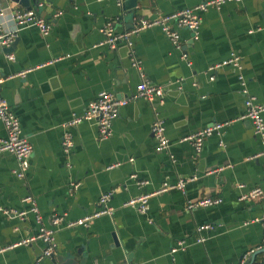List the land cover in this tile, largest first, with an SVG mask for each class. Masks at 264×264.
<instances>
[{
    "label": "crops",
    "instance_id": "crops-1",
    "mask_svg": "<svg viewBox=\"0 0 264 264\" xmlns=\"http://www.w3.org/2000/svg\"><path fill=\"white\" fill-rule=\"evenodd\" d=\"M207 1L138 0L132 18L118 0H29L31 11L53 28L49 36L24 28L8 53L0 50V94L34 148L24 178L17 176V158L0 154V264H37L47 248L32 240L41 228L54 230L56 250L40 264H240L245 257L247 264L250 253L264 249V225L257 221L264 198L241 200L255 188L264 190L263 141L243 119L244 89L264 105V0L210 6L197 33L179 31L180 50L160 27L135 34L144 77L126 43L104 44L109 23L117 33L127 32L143 19ZM0 6L7 10L0 15V33L15 28L11 12L28 11L11 0H0ZM234 56L240 69L209 71ZM143 78L164 87L163 102L132 99L107 139L93 122L67 126L102 92L133 98ZM159 119L170 142L165 152L156 150L153 124ZM218 124L227 125L205 139L201 153L185 141ZM66 135L74 144L70 153L64 151ZM6 136L0 121V141ZM181 179L191 180L185 190L157 194ZM107 193L113 215L86 227L54 229L56 216L81 219L100 209ZM144 195L151 196L146 214L123 206ZM208 197L222 202L188 208ZM207 224L215 228L199 232Z\"/></svg>",
    "mask_w": 264,
    "mask_h": 264
},
{
    "label": "built area",
    "instance_id": "built-area-1",
    "mask_svg": "<svg viewBox=\"0 0 264 264\" xmlns=\"http://www.w3.org/2000/svg\"><path fill=\"white\" fill-rule=\"evenodd\" d=\"M242 0H210L207 2H203L194 8H187L177 12H174L169 15H162L155 19L148 20L143 19L139 21L133 29L117 33L114 29L112 23H109L104 28L103 32L105 34L104 44L111 48H116L120 42L126 43V46L130 50L131 61L133 65L141 72V76L144 77V72L141 68V61L136 56V52L133 44V36L135 34L140 33L144 29L160 27L163 32L168 36L171 42L174 44L176 48L181 49V36L180 30H190L193 33H197L202 24V14L207 12L210 6L221 7L222 5L228 2H241ZM119 6H122L123 0H118ZM7 10L0 6V15L5 16ZM10 18L13 22L16 23L15 28L12 31H8L6 33H0V46L9 47L16 34L20 32L22 29L27 27H36L38 28L44 36H49L52 31V24L48 23L45 19L38 16L34 11H14L11 12ZM264 31V26L262 27ZM13 58V57H11ZM183 58L187 59V55L183 53ZM232 65L238 69H240V59L237 56L231 57L230 59L211 66L209 71L213 74L221 67ZM31 70H27L21 72L19 75L21 77L27 76ZM214 79V76L211 77ZM240 80L244 88H246V83L244 81V77L240 76ZM2 81H0L1 83ZM243 92L246 95V107L247 112L243 119H248L252 122L254 127V132L257 136H259L263 141V149L259 154V157H264V105H261L256 102V98L249 95L247 89H244ZM144 98L147 100L155 101L158 100L163 102L165 98V90L163 86L155 85L149 83L145 78L137 86V94L133 96V98H118L115 95L102 92L99 94L98 98L92 101L86 108L85 112L82 115L74 114L72 119L68 122V127H73L75 125L81 124L85 121L93 122L97 125L99 130V137L101 139H107L113 129V124L115 120L120 115V110L122 107L126 106L132 99ZM0 121L3 122L7 136L5 139L0 141V154L2 153H10L13 154L18 161V170L16 171L17 176L19 178H24L27 174V171L30 167V160L33 154V146L29 143L26 138L23 136L22 127L18 118L12 114L9 110V105L7 100L0 94ZM227 124H218L213 128H206L199 132H196L187 138L185 141H189L193 144L197 153H201L204 146V141L207 137L212 136L214 133H220V130ZM153 133L157 138V148L158 152H165L169 150L170 142L166 135V126L163 119L156 120L153 124ZM73 140L70 135H66L64 140V151L66 153H70L73 148ZM136 175L133 176L135 178ZM190 179H181L177 184H169L165 183L164 186L157 192V194L167 192L173 189L185 190L187 183L190 182ZM140 184H143L140 183ZM240 187H243L241 185ZM150 195H144L137 198H133L126 202L124 207L135 208L139 212L146 214L149 209V199ZM111 198V193H107L102 195L100 199L101 208L96 210L95 212L86 215L85 217L78 220H68L65 216H56L53 220L54 229L60 228L62 225L68 228L75 227H86L89 226L95 219L100 218L105 215H113L115 209L109 205V201ZM264 198V190L262 188H255L249 191L246 194L241 196V200H257ZM29 197L27 200H31ZM221 198H204L198 200L194 203L189 204V209H197L200 207H211L221 204ZM35 213H38V209L35 207L32 209ZM7 213H10L6 211ZM26 213H21V216H24ZM40 221V219H39ZM264 224V215L260 220ZM215 226L207 224L203 225L199 228V232L213 230ZM40 239L43 240L47 248L44 251L43 256L39 259L37 264H40L41 260L46 257H52L55 254L56 250V239L54 230L41 228L39 235L37 238H33L32 240ZM205 238H200V242H204ZM184 244L181 243L179 247H183ZM175 251H178L176 249ZM256 252V251H255ZM252 252L249 255H253ZM246 257L241 260L240 264H245ZM256 264H264V256L260 260V262Z\"/></svg>",
    "mask_w": 264,
    "mask_h": 264
},
{
    "label": "water",
    "instance_id": "water-1",
    "mask_svg": "<svg viewBox=\"0 0 264 264\" xmlns=\"http://www.w3.org/2000/svg\"><path fill=\"white\" fill-rule=\"evenodd\" d=\"M11 1L26 7L28 11H31L32 9L30 6L29 0H11ZM137 3H138V0H123L121 7L127 13V15H132L133 13H130V12H132V10H134L137 7ZM131 17L133 18V15ZM130 28L133 29L134 25L131 26ZM14 45L15 43L12 44L11 47L0 46V50H2L4 53H8ZM263 254H264V249L258 250L257 252L253 253L251 258L248 260L247 264H255L256 258Z\"/></svg>",
    "mask_w": 264,
    "mask_h": 264
},
{
    "label": "rangeland",
    "instance_id": "rangeland-1",
    "mask_svg": "<svg viewBox=\"0 0 264 264\" xmlns=\"http://www.w3.org/2000/svg\"><path fill=\"white\" fill-rule=\"evenodd\" d=\"M216 133H218V132H216ZM263 223V222H262ZM264 225V224H263Z\"/></svg>",
    "mask_w": 264,
    "mask_h": 264
},
{
    "label": "trees",
    "instance_id": "trees-1",
    "mask_svg": "<svg viewBox=\"0 0 264 264\" xmlns=\"http://www.w3.org/2000/svg\"><path fill=\"white\" fill-rule=\"evenodd\" d=\"M260 261V260H259Z\"/></svg>",
    "mask_w": 264,
    "mask_h": 264
}]
</instances>
